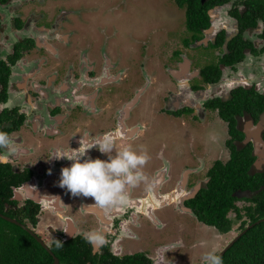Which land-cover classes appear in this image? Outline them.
Segmentation results:
<instances>
[{
    "label": "flooded vegetation",
    "instance_id": "obj_1",
    "mask_svg": "<svg viewBox=\"0 0 264 264\" xmlns=\"http://www.w3.org/2000/svg\"><path fill=\"white\" fill-rule=\"evenodd\" d=\"M129 1L113 0L108 4V0H0V131L8 133L15 141L13 146L18 149L9 155L7 163H0L4 170L9 168L10 180H18L10 184L9 200L16 203H5L4 211L11 214H0L16 222L0 218L26 231L51 257L50 262L40 264H60V258L54 253L61 249L56 246V240L64 244L80 238L89 248L90 255L98 260L109 255L111 259L122 261L125 257L142 254L151 264H181L184 260L179 250L183 248L180 238L172 240L168 237L163 241L164 238L151 231L160 232L168 227L169 221L156 211L169 206L177 207L180 216L187 214L206 227H214L198 220L191 205L197 193L206 188L216 162L224 165L231 158L227 144L231 138L228 121L221 117L220 107L212 105L214 102L227 104L236 100L238 106L244 102L237 109L229 110L235 128L242 134L240 139L232 142L238 149L250 148L253 161L249 174L264 173V107H255L256 102L264 103V73L260 76V72H254L259 66L264 72V38L261 36L264 22L258 20L254 26L240 29L238 16L246 11L248 0H229L214 5L207 10L209 26L202 29V37L191 42L192 34L186 26L189 38L181 40L185 48L195 45L196 48H208L217 64L219 57L229 53V42L240 36L250 44L242 49L243 57L231 65L218 63L220 76L216 82H209L204 80L207 78L202 72L209 64L193 69L192 61L175 49L172 52L177 58L174 68L180 70L176 75L168 73L170 77L166 83L145 70V41L140 42L142 51L138 57L128 54L137 51V44H132L128 37L136 34L133 24L141 17L138 13L131 15ZM175 2L178 7H185L179 6L177 0ZM221 13L232 22L230 28L221 19L216 23ZM121 17L125 22H120ZM256 30L259 43L250 34ZM143 33L140 31L139 35ZM220 35L223 36L222 44L212 47ZM185 39L190 41L189 44L184 43ZM132 58L137 59L138 68L131 67ZM250 60L254 66L248 62ZM244 68L247 71L245 77L242 75ZM230 73L232 75L228 76ZM181 84L188 89H181ZM241 89L249 91L241 93ZM216 119L220 124L224 123L227 130L224 149L217 155L212 153L210 140H201L194 131V128L203 127L207 132ZM180 121L194 133L188 137L187 145L172 141ZM80 122L81 130L77 133ZM168 122L173 126L159 127L169 125ZM152 130L158 131L160 138L164 130L173 133L170 139H160L159 145L150 151L155 166L149 171L144 165L140 169L144 181L148 174L153 176L152 187L139 185L130 194L128 186L125 204L98 209L95 203L87 201L86 204L82 200L91 197H73L58 185L60 169L71 162L50 158L53 152L67 154L79 147L80 140L91 143L98 136L110 133L115 154V150L123 148L115 146L117 139H131L127 146L141 139L147 144L146 136ZM86 155L107 159L95 147L88 149ZM181 157L186 158L185 162ZM154 177L160 181L157 188ZM145 187L151 189L146 195L143 193ZM195 188H198L195 194L189 196ZM259 189L236 191L235 209L243 213L248 206H254L255 202L245 197L252 198ZM157 190L161 192L157 193ZM68 197L74 198L75 203L71 206L66 200ZM240 200L245 201L244 205H238ZM29 202L37 208L35 223L28 217L20 221L18 214L13 215L16 210H24ZM69 206L81 213L87 208L95 216L94 213L102 209L107 220L102 223L97 216L96 220L91 214H81L73 224L70 218L73 214H60L66 209L72 213ZM226 217L234 222L231 230L237 222L240 226L242 217L237 219L235 210H230ZM182 220L178 218L174 222L177 231L181 229L179 225H184ZM1 227L12 231L8 225ZM243 229H238L233 237ZM92 230L103 234L105 242L102 245L84 239V234ZM217 232L224 234L218 229ZM231 239L217 247L216 252L219 253ZM38 255L46 259L45 254Z\"/></svg>",
    "mask_w": 264,
    "mask_h": 264
},
{
    "label": "trees",
    "instance_id": "obj_2",
    "mask_svg": "<svg viewBox=\"0 0 264 264\" xmlns=\"http://www.w3.org/2000/svg\"><path fill=\"white\" fill-rule=\"evenodd\" d=\"M227 1L229 0H205L203 2L201 0H177L179 6H185L186 26L192 34L191 42L200 39L202 37V29L209 26L207 10L214 5ZM245 5L246 11L242 16H238L241 30L254 26L258 20L264 22V0H248ZM261 36L264 38V31ZM190 41L185 39L184 43L187 45ZM222 42L223 36L220 35L215 44L211 45L212 47H219ZM247 45H250L249 42H244L240 36L234 38L228 44L229 53L219 57L218 63L231 65L239 61L243 57L242 49ZM218 63L209 64L203 68V75L207 78L204 80L209 82L218 80L220 76ZM248 91L239 90L241 93ZM235 103L236 100L227 104H219L218 102L212 104L220 107L221 117L228 121V133L231 138L228 139L227 144L231 150V158L224 165L216 162L210 171V181L207 183L206 188H202L195 198L191 200L193 211L198 220L216 227L222 233L229 232L234 223L226 217L230 210H235L237 219L242 217L239 230L243 229L247 224L255 223L257 220L264 218V178L262 176L264 173L249 174V168L253 161V156L250 155V148L247 146L238 149L232 142L233 139L242 137V134L234 126L229 110L232 108L237 109L236 107H240L244 102L239 103V106L235 105ZM255 107L261 109L264 107V103L262 105L256 102ZM8 169L4 170V168L0 167V212L9 213L10 215V211H4L5 203H16V201L9 200L12 194L10 184H15L18 180L9 179ZM262 185L263 188L259 189ZM257 189H259L258 193L252 198L245 197L247 200L254 201V206H248L243 213H240L239 209H235L236 191H254ZM36 212V206L29 202L24 210H16L13 215L18 214L17 219L20 221L28 217L32 223H35ZM0 220L4 221L2 218ZM6 223L12 231H6L0 226V264H40L52 260L26 231L17 225ZM62 247L64 248L62 249ZM62 247L54 250V253L60 258V264H84L87 261H90L91 264L104 262H109L110 264H151L150 260L142 254L125 257L122 261L115 258L111 259L109 255L98 260L97 257L90 255L89 248L81 238L77 241L64 243ZM38 252L45 254L46 259L39 257ZM222 258L223 264H264V221L256 223L247 229L224 252Z\"/></svg>",
    "mask_w": 264,
    "mask_h": 264
},
{
    "label": "rangeland",
    "instance_id": "obj_3",
    "mask_svg": "<svg viewBox=\"0 0 264 264\" xmlns=\"http://www.w3.org/2000/svg\"><path fill=\"white\" fill-rule=\"evenodd\" d=\"M113 0H108V4ZM120 2V1H118ZM124 3V1H123ZM128 5H131L130 12L131 15H135L136 13L141 14V17L136 20L133 24V30L136 34L130 35V42L135 45V52L133 50L128 52L129 56L138 57L140 55L139 51H142L141 41H145L146 45V71L151 76L160 75L162 78H169L170 69L174 68L176 57L172 55V52L176 50H180L181 53L186 56L188 59L192 61V68H199L205 64H212L215 62V59L208 52V48H201L200 46H195L185 48L182 46L181 40L184 38H189L188 33L185 30V7H178L175 0H139L137 3L134 0H130ZM111 11V10H110ZM140 11V12H136ZM224 21V23L229 24V28L232 26V22L230 19L225 16L224 13H221L219 20L216 23ZM124 21V19H120V22ZM140 31H144L143 34L139 35ZM256 31H251L252 39L259 43V40L256 38ZM124 36V35H123ZM125 38V36H124ZM145 55V54H144ZM172 55V56H171ZM179 59V57H178ZM131 67L138 68L139 63L137 59H131ZM251 65V60L248 61ZM135 63H137L135 65ZM254 66V65H252ZM254 72H260V76L262 73L260 71V66L254 69ZM247 74L246 69L244 68L242 75L245 77ZM232 75L231 73L228 75ZM158 77V76H157ZM142 79V78H141ZM172 80V79H169ZM176 88V87H175ZM149 96V90H148ZM188 119V118H187ZM174 123V121H173ZM173 123L168 122L169 125H162L159 127L167 128L172 127ZM213 127H208V131L205 132V128L200 127L196 129V132L200 136L201 140H210V146L212 147V153L218 154L221 150L224 149V139L227 136V130L224 123H219L217 119L212 123ZM173 132L170 130H164L163 135L160 138V133L158 135V131L152 130L147 137V144L143 139L138 140L137 142H133L131 144L135 149V151L139 154L142 151L147 155L148 160L146 162V168L148 171L150 167L153 168L156 162L151 159L150 151L154 150L156 145H159L160 139L166 137L170 139V136ZM177 133H173V140H176L179 144L182 142L184 145H187L188 137L194 135L193 131L184 126V124L179 122L177 126ZM204 136V138H202ZM228 138V137H227ZM150 149V150H149ZM187 157V156H185ZM148 176H151L148 174ZM245 201L240 200L238 205L243 204ZM244 205V204H243ZM156 213L160 216H165V221L168 220L169 224L167 228H163L160 230H152L151 233L155 234V236L164 238L163 241L170 239L175 240L178 237L180 238V242L183 245V248H179L182 251V259L181 264H197L202 263V254L209 251L215 250L224 245L229 239H231L235 233L239 229V222L234 224V228L224 234L217 232V229L214 227H204L199 223L198 226H194L195 221L193 218L186 215L180 216V211L175 206L164 207L162 210L156 211ZM183 219L182 222L184 225H179L181 229L177 231L174 227V222L177 219ZM148 224V221L145 222ZM180 223V222H179ZM197 224V222H196ZM6 226L7 223L0 220V226ZM203 226V227H201ZM150 227V225H149ZM160 229V225L157 226ZM209 228V229H208ZM160 242H162L160 240ZM159 242V243H160ZM132 246H135L134 243L131 242ZM208 246V247H207ZM216 246V247H215ZM136 249V247H132Z\"/></svg>",
    "mask_w": 264,
    "mask_h": 264
},
{
    "label": "clouds",
    "instance_id": "obj_4",
    "mask_svg": "<svg viewBox=\"0 0 264 264\" xmlns=\"http://www.w3.org/2000/svg\"><path fill=\"white\" fill-rule=\"evenodd\" d=\"M171 74V73H170ZM15 141L8 133L0 131V163H7L10 154L18 149L13 145ZM95 147L107 159L92 158L86 151ZM114 140L110 133L98 136L94 142L82 143L71 149L67 154L53 152L50 158H64L71 163L60 169L58 185L66 189L73 196L91 197L99 207H116L127 202L126 188L135 185L144 177L140 171L147 162L144 153H137L131 146H125L113 154ZM84 239L94 245L105 242L102 233L94 230L84 234ZM57 247L63 242L55 241ZM202 264H223V258L215 250L202 254Z\"/></svg>",
    "mask_w": 264,
    "mask_h": 264
},
{
    "label": "crops",
    "instance_id": "obj_5",
    "mask_svg": "<svg viewBox=\"0 0 264 264\" xmlns=\"http://www.w3.org/2000/svg\"><path fill=\"white\" fill-rule=\"evenodd\" d=\"M146 60H147V58H146ZM170 70H176V71H179L180 69L178 68V69H176V68H173V69H170ZM158 77H161L160 75H157ZM162 78V77H161ZM162 80H163V83H166L167 82V78H162ZM169 80V79H168ZM164 87H166L165 86V84H162ZM81 122L79 123V124H77V133L81 130ZM194 131H196L195 129H194ZM74 133H76V130H74ZM175 133H176V135L178 136V133H177V128H176V130H175ZM146 139H147V136H146ZM118 141L116 142V144H115V146H120V147H125V146H127L130 142H131V139H124V138H120V139H117ZM119 150V149H118ZM117 150H115V152H116ZM181 159L183 160L182 162H185V159L186 158H182L181 157ZM157 165H158V163H157ZM144 166L146 167V163L144 164ZM153 176L151 175V176H148L147 175V178H146V180L144 181V180H142L141 182H139V183H137V184H135V185H131V186H129L130 187V190H129V192H130V194H132V193H134V190H135V188H137L139 185H144V184H147V186H148V189H149V187L151 188L152 187V184H153V182H154V180H152L153 178H152ZM154 179L156 180L157 178L156 177H154ZM158 180V179H157ZM158 183H160V181L158 180ZM160 184H158V186H159ZM156 188H157V186H156ZM146 187H145V192H143L142 190V192L144 193V195H146V193L147 192H150V190H148ZM158 191V190H157ZM161 191H158L157 193H160ZM73 197H76V196H73ZM71 198V197H68V198H66V200H67V202H68V205H72L73 203H75L74 202V198ZM77 198V197H76ZM75 198V199H76ZM86 204H87V201L88 202H91V203H94L93 202V200H92V198H87V199H85L84 200V198L82 199ZM83 202V203H84ZM84 203V204H85ZM70 206H69V208H70ZM99 208H101V207H98V209ZM70 210L71 211H73L72 213H70L69 211H68V209H66V210H62L61 212H60V214H63V215H65V214H73V215H71V220L73 221V224L74 223H77V216L78 215H81V214H83V215H90L91 214V212H93V211H89L87 208L86 209H84L83 210V212L81 213V212H78V211H76V209H74V207L73 208H70ZM94 214H96V216H97V218H99V220L102 222V223H104V222H106V220H107V217H106V214L104 213V211L101 209V211L99 212V211H97V213H94ZM91 216L93 217V219H94V217L96 218V216L95 215H93V214H91ZM97 218H96V220H97ZM196 222L197 221H195V224H194V226H198L199 225V223L197 222V224H196ZM43 223H44V221H43ZM201 225H203L202 223H201ZM205 228H206V226L205 225H203ZM203 226H201V227H203ZM202 262V261H201ZM198 264V263H197Z\"/></svg>",
    "mask_w": 264,
    "mask_h": 264
},
{
    "label": "water",
    "instance_id": "obj_6",
    "mask_svg": "<svg viewBox=\"0 0 264 264\" xmlns=\"http://www.w3.org/2000/svg\"><path fill=\"white\" fill-rule=\"evenodd\" d=\"M177 71L176 70H170V73L172 74V75H176L175 73H176ZM183 88V90L184 91H186L187 89H188V87L187 86H185L184 84H183V86H182V84H181V89ZM158 185V180L156 179V184H155V186H157ZM180 185H182V184H180ZM181 187L182 186H180V188H179V190L181 189ZM197 189L198 188H195L194 189V191H192V193H190V195L189 196H192L193 194H195V192L197 191ZM155 190V189H154ZM246 196L247 195H250V193H244ZM186 196V195H185ZM182 198L183 197H181L179 200H180V202H182ZM185 210H189L188 208H186L185 206H182ZM91 210H95V208H91ZM0 216H2L4 219H7V220H9V221H13V222H16V220H14V219H11V218H8V217H6V216H3V215H1L0 214ZM262 221H264V218H262V219H259V220H257L255 223H252V224H249V225H247L242 231H240V233H238L235 237H233L224 247H223V249L218 253L219 255H223L224 254V252L231 246V245H233V243L241 236V235H243L246 231H247V229H249L250 227H252L254 224H256V223H259V222H262ZM39 241H40V239L39 238H37Z\"/></svg>",
    "mask_w": 264,
    "mask_h": 264
},
{
    "label": "bare ground",
    "instance_id": "obj_7",
    "mask_svg": "<svg viewBox=\"0 0 264 264\" xmlns=\"http://www.w3.org/2000/svg\"><path fill=\"white\" fill-rule=\"evenodd\" d=\"M173 197H175V198H176V196H173ZM173 199H174V198H173ZM173 199H172V200H173ZM168 202H169V201H168Z\"/></svg>",
    "mask_w": 264,
    "mask_h": 264
}]
</instances>
